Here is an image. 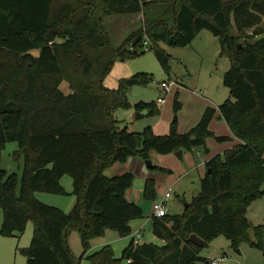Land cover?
<instances>
[{
    "label": "trees",
    "instance_id": "16d2710c",
    "mask_svg": "<svg viewBox=\"0 0 264 264\" xmlns=\"http://www.w3.org/2000/svg\"><path fill=\"white\" fill-rule=\"evenodd\" d=\"M140 13L146 31L134 32L114 48L106 17ZM263 20L264 0H0V160L11 142L24 158L19 193L17 176L0 170V236L20 237L32 222L31 244L20 250L26 264H210L199 257L202 249L190 243L192 235L208 244L223 235L234 248L249 241L252 227L245 214L262 196L264 183ZM202 31L219 39L221 55L230 61L223 76L230 99L217 110L206 109L185 134L178 133L176 122L165 136L150 127L141 133L120 130L113 112L129 106L126 81L113 90L104 86L117 60L143 55L147 40L169 80L168 56L158 44L185 47ZM134 79L140 84L152 80L145 74ZM62 83L68 84L69 94L61 91ZM141 106L135 110L158 113L153 105ZM180 110L177 92L173 111ZM217 114L232 138L210 131ZM210 138L239 144L207 161L200 194L182 215L152 216V233L163 246H136L132 240L120 259L111 246L88 255L93 240L106 231L127 238L131 222L144 216L126 199L133 174L107 177L106 170L130 158L150 161L151 153H208ZM66 176L76 198L70 212L34 198L36 192L66 196L61 184ZM155 192V182L147 180L145 200L154 202ZM254 231L256 242L250 244L264 251V226ZM73 232L80 238L79 259L68 244Z\"/></svg>",
    "mask_w": 264,
    "mask_h": 264
},
{
    "label": "rangeland",
    "instance_id": "374dc122",
    "mask_svg": "<svg viewBox=\"0 0 264 264\" xmlns=\"http://www.w3.org/2000/svg\"><path fill=\"white\" fill-rule=\"evenodd\" d=\"M105 28L114 48H119L124 40L134 32L142 31L144 33L146 31L145 18L143 13L123 16L111 15L105 19ZM158 48L168 56L169 80L156 60L153 51H149L134 59L117 60L111 73L104 81L105 88L114 89L118 87L121 81L130 80L131 77L137 75L145 74L152 79L148 84L127 87L126 97L129 106L127 108H118L113 112V118L119 122L118 127L120 130L126 129L131 133H141L149 127L154 129L156 124L157 129L158 125L161 127L166 121H169L170 124L176 122L177 127L182 128L186 121L188 123L191 122L197 114L198 123L201 119L199 117L200 113L203 114L201 110L204 106H206L205 110L206 108L216 109L230 99L229 90L223 85V76L230 68V61L226 56L221 55L220 41L210 32L202 31L192 44L185 47L160 43ZM32 53L34 56L38 55V51H33ZM163 82L173 83L168 93H165L161 87ZM60 89L64 94L70 93L67 83H62ZM177 92L181 110L175 114L173 103ZM160 98L163 99L162 104L158 103ZM137 104L142 106L153 105L158 113L138 119L137 114L148 115V111L144 108L137 112L135 110V105ZM175 118L177 119L176 121ZM222 127L225 128L223 121L217 119L213 122L215 132H221L219 130ZM209 142H212L211 138ZM18 151L17 143L6 144L1 154L0 170L6 172L8 176H17L19 193L24 169V158L17 154ZM200 152L205 153L203 150H200ZM162 169L161 173L153 172L144 163V167L141 170L135 169L131 171L130 173L135 178L133 191L142 192L144 181L148 178H156L155 202L160 201L164 194L171 189V198L166 200L168 213L170 216L182 215L186 206L200 194L199 179L191 176H179L177 172L171 174L169 173L171 170H167L165 167ZM61 184L64 189L68 186L67 191L65 190L66 196L36 192L34 193V198L46 206L60 209L59 201L65 202L73 197L71 178L68 176L64 177V181ZM262 191V196L251 204L245 214L252 227L248 232L249 241L240 242L234 248L232 242L223 235H218L211 241L207 249H202L199 254L200 258L209 262L220 260L218 264H264V251H260L250 244V242H256L254 228L264 226V183ZM135 203L142 208L144 216L133 221V230L137 226L142 225L143 242L163 246V242L153 235L151 229L152 201L145 200L142 195ZM2 221L3 211L0 209V229ZM107 233V235H115L112 231ZM32 237V222H28L24 234L20 237L0 236V264H26L27 259L20 250L27 249L30 246ZM130 241L128 238L124 242L125 245L130 243ZM68 244L72 254L76 259H79L82 254V247L79 235L76 232L70 234ZM112 249L115 258L120 259L124 249H120V245H112ZM81 264H88V262L83 260ZM121 264H127V262L121 261ZM194 264L203 263L198 261Z\"/></svg>",
    "mask_w": 264,
    "mask_h": 264
},
{
    "label": "crops",
    "instance_id": "0c3cea01",
    "mask_svg": "<svg viewBox=\"0 0 264 264\" xmlns=\"http://www.w3.org/2000/svg\"><path fill=\"white\" fill-rule=\"evenodd\" d=\"M223 1L229 2L231 0H227V1L223 0ZM263 22H264V20H263ZM133 78L134 77H131V79H133ZM114 89H116V88H114ZM110 90H113V89H110ZM206 105H208V104H206ZM205 107L206 106H204V108L201 110L202 113L205 112ZM206 109H208V108H206ZM217 109H218V107L215 110H217ZM197 115L194 117V119L191 122L188 123L186 121V123L184 124V126H182V128H179V126H178L177 127L178 133L179 134H185L191 128L196 126L199 123V122L197 123V121H198ZM202 115L203 114L200 113L199 117H202ZM142 118H144V117H142ZM138 119H140V118H138ZM217 119H219L220 121H223L222 119L219 118V116L217 114L216 118L212 121V123L210 125V131H212V133L218 137H229V138L231 137L232 138V134L230 132V129L228 128V126L226 125V123L224 121H223V124H224L225 128L222 127L219 130L221 132H215V129L213 128V122ZM156 125L154 126V129L151 128L153 130L154 134H156L158 136H165L169 133L170 126H171L169 121L164 122L161 127H160V125H158L157 129H156ZM211 140H212V142H209V139L206 142L208 153L203 154L202 152H200V150H194V151L188 152V153L182 152V159L181 160L176 158V155H174V154L168 155V156H159L155 153H151L150 161L153 164V167L155 169H158V170H151V171L161 173L163 171L162 168L165 167L167 170L168 169L171 170L169 172L171 174H175V172H177L179 176L195 177V178L199 179V183H200L201 180L204 178L205 173H206L205 164L207 163V161L216 157V156H222L225 152L229 151L234 146L239 144V142L237 140H233V139H232V141L227 142V143H223V144L217 143L213 138H211ZM144 163L145 162L140 160L139 158H130V159H128V161L125 164H115L112 167H110L108 170H106L105 175L107 177H114V176L122 175L125 173H130L131 171H133L135 169L141 170L144 167ZM166 169H165V171H166ZM147 180H153L155 182V189H156V181H155L156 178H154V179L148 178L144 181L142 192L141 191L140 192L139 191L134 192L133 186L126 192V199L129 202L136 204L135 201H138L140 199V197L143 195L145 182ZM63 181H64V178H62L61 182L63 183ZM133 185H134V183H133ZM67 187H66V189H68ZM143 198H144V196H143ZM154 202H152V204ZM59 203H60V206H59L60 209H62V211H64L65 213H68L71 211L73 206L76 204V198L73 196L68 201H65V202L59 201ZM133 223L134 222L132 221L131 222L132 234L127 238H120L117 236V234L107 235L108 234L107 232H109V231H106L102 238L93 240L91 242L90 251L88 252V255H91L92 253H95V252L101 250L102 248H104L106 246L112 247V245H120V249H125L130 243L125 245L124 242H126L128 238L132 241L133 240V234L136 231L143 228V226L141 225V226H137V228L135 230H133V228H132ZM150 223H151V221H150ZM6 256H8V254H6Z\"/></svg>",
    "mask_w": 264,
    "mask_h": 264
},
{
    "label": "built area",
    "instance_id": "2783aa9c",
    "mask_svg": "<svg viewBox=\"0 0 264 264\" xmlns=\"http://www.w3.org/2000/svg\"><path fill=\"white\" fill-rule=\"evenodd\" d=\"M143 51L149 52L150 51V45L147 40L144 41V48ZM173 86L172 82H163L161 84L162 89L165 91V93H168ZM158 103L162 104L163 99H158ZM171 189H169L163 196V198L160 201H156L152 204V216L154 218H165L169 213L166 206V200L171 198ZM133 242L134 245H142L143 244V234L142 230H138L133 234ZM220 261V260H219ZM218 260L211 261L210 264H218Z\"/></svg>",
    "mask_w": 264,
    "mask_h": 264
},
{
    "label": "water",
    "instance_id": "95a60500",
    "mask_svg": "<svg viewBox=\"0 0 264 264\" xmlns=\"http://www.w3.org/2000/svg\"><path fill=\"white\" fill-rule=\"evenodd\" d=\"M126 86L127 87H131V86H134V85H140V81L137 80V79H130V80H127L125 82ZM147 115H140V114H137V118H142V117H146ZM177 119L175 118V121ZM176 157L181 160L182 159V151H179L177 153H175ZM146 165H147V168L148 169H151L153 166L151 164L150 161H146L145 162ZM187 207V206H186ZM190 243H192L193 245L197 246V247H200L201 249H207L209 247V244L202 241L200 238H198L196 235H192L189 239Z\"/></svg>",
    "mask_w": 264,
    "mask_h": 264
}]
</instances>
